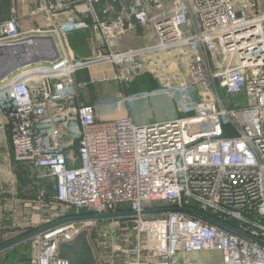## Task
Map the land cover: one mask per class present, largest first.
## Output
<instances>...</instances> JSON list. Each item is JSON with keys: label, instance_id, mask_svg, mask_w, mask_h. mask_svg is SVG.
Listing matches in <instances>:
<instances>
[{"label": "built area", "instance_id": "obj_1", "mask_svg": "<svg viewBox=\"0 0 264 264\" xmlns=\"http://www.w3.org/2000/svg\"><path fill=\"white\" fill-rule=\"evenodd\" d=\"M19 1H30L26 17L44 24L23 31L13 9L0 22V48L57 36L61 49L56 44L58 58L33 74L11 73L0 81V113L11 125L15 160L56 180L53 203L80 216L134 213L137 244L130 264H148L149 255L153 264H211L203 258L210 252L221 255L218 264H264L259 0H125L126 14L113 19L108 10L94 9L98 0ZM85 13L91 23L80 19ZM149 25L153 44L115 47L118 37ZM89 26L100 47L75 57L65 35ZM84 69H110L121 87L150 75L159 85L153 92L173 99L182 116L145 125L128 116L100 120L102 102L76 104L86 86L76 74ZM223 97L243 103L230 106ZM133 99L121 92L108 105L115 112ZM74 144L78 166L69 153ZM164 208L179 210L144 214ZM68 217L55 212L39 229ZM85 221L34 235L26 264H71L59 248L80 234Z\"/></svg>", "mask_w": 264, "mask_h": 264}, {"label": "rangeland", "instance_id": "obj_2", "mask_svg": "<svg viewBox=\"0 0 264 264\" xmlns=\"http://www.w3.org/2000/svg\"><path fill=\"white\" fill-rule=\"evenodd\" d=\"M27 3H29L28 8H22L27 6ZM27 3H22L19 0H0V22L7 19L13 9H16L18 14L21 11L20 15L26 17L33 7L30 1ZM94 9L99 12L108 10L107 18L110 19L126 14L125 0H98L94 4ZM256 11L264 12V0H259ZM251 12L253 13L254 11L252 10ZM70 16L75 18V15ZM80 19L91 23V17L87 13L83 14ZM29 24V26H23L22 30L25 31L32 29L34 26H41L44 22L41 18H36L33 24ZM143 31H145V37L141 35ZM76 32H80L83 35L84 41L71 39V35ZM92 32L95 31L92 26H89L83 30L69 31L65 37L75 51L76 49L79 50L80 46L83 47L81 48L82 50L80 49L81 54L79 55L86 57L91 55L92 48H97L101 44ZM146 32L152 33L154 40ZM154 35L152 26L138 27L136 31L128 32L124 36L115 39V47L125 50L144 47L156 41V36ZM141 37L144 39H141ZM55 40L61 49L57 36H55ZM141 41H144V44H141ZM18 74H21V71L13 75ZM81 75H84L82 81L86 83V86L78 92L76 97V102L79 105L102 102L100 107L102 111L111 110L114 104L108 105V102L117 99L122 89L126 88L129 95L134 97L129 103V109L135 124L145 125L154 120L162 122L182 116L179 111L180 106L173 99L153 92L158 90L159 85L156 86L150 78L140 77L145 80L143 83L141 79L138 82L139 78L135 77L130 84L121 87L114 80V75L110 69H94L90 71L84 69ZM167 97L170 98L169 103ZM223 98L230 106L243 103L242 101L238 103L236 98ZM170 113L171 115L169 116L168 114ZM74 145L76 146V144ZM73 158V163L76 165V155ZM24 163L29 164L28 162ZM28 166L31 165L29 164ZM39 175L40 173L33 169L31 189L35 202H33L30 210L24 211L22 209V211H16L15 209L12 214H0V227L7 226L6 228L10 230L7 233H4V230H0V246L39 229L45 225V222L55 212L65 214L67 217L79 215L71 208L53 203L54 187L51 183V177L44 176L42 178L44 180H41ZM40 194L43 197L42 201L37 200ZM115 214H120V212ZM85 223H81L83 228L80 234L70 242L71 245L62 244L59 248L60 255L66 257L71 264H130L133 261L135 256L132 255L131 250L136 247L137 241L130 216L90 219L86 220ZM32 239V237L26 238L14 246L1 251L0 264H26L33 254ZM122 251H127V253H121ZM203 258L211 264L221 262V255L216 252L204 253ZM145 261L148 264H153L154 259L149 255ZM139 263L143 264V261L140 260Z\"/></svg>", "mask_w": 264, "mask_h": 264}, {"label": "crops", "instance_id": "obj_3", "mask_svg": "<svg viewBox=\"0 0 264 264\" xmlns=\"http://www.w3.org/2000/svg\"><path fill=\"white\" fill-rule=\"evenodd\" d=\"M22 8H28V5L23 6ZM20 13L21 11H19V16H21L20 21H21L22 28H24L23 26H29L30 25L29 23L31 24L34 23L33 19H30L29 17H23L22 15H20ZM79 33L80 32L78 33L76 32L72 34L71 39H75L76 41H81V42L84 41L83 35ZM144 33L145 31L142 32L141 34L142 37L146 36V34ZM146 33L149 36L151 35L150 38L153 39L152 33L150 32H146ZM142 37L141 39H144ZM141 42H142L141 44H144V41H141ZM69 47L72 50L75 57H79V58L84 57V56L79 55L81 54L80 49L83 47L80 46L79 50L76 49V51L70 45ZM99 47L100 45L97 48ZM97 48H92V51L90 53L94 54ZM97 70H100V69H97ZM81 73L82 71L76 74V80L84 83V81H82V78H84V75H81ZM140 77L150 78L154 81L156 86L158 85L157 81L153 79L150 75L145 74V75L138 76L139 78L138 82L142 80L141 82L144 83L145 80L141 79ZM121 92H124L126 95H129L128 89L126 90V88H123ZM169 99L170 98H168V103H169ZM89 104H92V103H89ZM98 115H99L98 119L100 120H113V119H119V118L128 116L134 121L133 116L131 115V111L129 109V104L126 106V108L119 109L115 112L112 111V109L111 111L107 109L105 111H101ZM168 115L170 116L171 113ZM155 121L156 120L151 121V123H155ZM156 122H161V121H156ZM69 153L71 156L76 155V158H77V149L75 145H73L72 148H70ZM28 165L29 164L27 163L15 160L13 152H12V147H11V125L6 115L0 113V214L1 215L10 214V213L12 214L15 211V209L16 211H22V209L24 211L30 210V208L33 206L32 204L33 202H35V199L32 196L33 194H32V189H31L33 169L37 171L38 173H40L39 176L41 180H44L42 178H44L45 173L35 169L32 165L31 166H28ZM72 165L78 166L79 162L77 161L76 165L75 164H72ZM51 183L54 187V195H55L56 180L53 177H51ZM6 227L7 226H2L0 227V230L1 231L4 230V233L9 232L10 231L9 228H6ZM190 258H193V257H190Z\"/></svg>", "mask_w": 264, "mask_h": 264}, {"label": "water", "instance_id": "obj_4", "mask_svg": "<svg viewBox=\"0 0 264 264\" xmlns=\"http://www.w3.org/2000/svg\"><path fill=\"white\" fill-rule=\"evenodd\" d=\"M32 41V44L34 47H38L39 51L38 53H27V50L25 49L26 45L17 46L14 48H0V81L5 75H9L11 70L18 69L26 65L36 64L40 62L44 63H51L55 61L58 58V51L56 49V45L54 42V39L52 37H31L30 39ZM52 42V50H49V42ZM235 63H232L231 66H234ZM179 209H170V208H164V209H153L149 211H144V214H161L166 212H172V211H178ZM134 213H110V214H103V215H90V216H72L65 219H62L50 226L43 227L41 229H37L34 232L29 233L28 235L19 237L17 239H14L10 242H7L4 245L0 246V252L14 246L15 244L23 241L26 238L33 237L34 235L45 231L46 229L59 225L66 222H78V221H84V220H90V219H99V218H114V217H120V216H132ZM204 219L210 220L211 222H216L204 215H201Z\"/></svg>", "mask_w": 264, "mask_h": 264}, {"label": "bare ground", "instance_id": "obj_5", "mask_svg": "<svg viewBox=\"0 0 264 264\" xmlns=\"http://www.w3.org/2000/svg\"><path fill=\"white\" fill-rule=\"evenodd\" d=\"M56 41V40H55ZM54 41V42H55ZM48 42H49V40H48ZM58 45V43H57V41H56V43H55V45ZM26 45V47H25V49L27 50V53H30V52H32L33 51V53H38V51H39V49H38V47H34L33 45H31L30 43H28V44H25ZM57 45H56V49H58L57 48ZM52 48V42H49V50H52L51 49ZM98 49V48H97ZM96 49V50H97ZM96 53V52H95ZM94 53V54H95ZM93 54V55H94ZM46 66V63H44V62H40V63H36V64H31V65H26V66H23V67H21V68H18V69H13V70H11L10 72L11 73H16V72H18V71H21V73L23 74V73H26V74H33V72L34 71H37V69H39V68H42V67H45ZM10 73V74H11ZM8 75H5L1 80H4L6 77H7Z\"/></svg>", "mask_w": 264, "mask_h": 264}, {"label": "trees", "instance_id": "obj_6", "mask_svg": "<svg viewBox=\"0 0 264 264\" xmlns=\"http://www.w3.org/2000/svg\"><path fill=\"white\" fill-rule=\"evenodd\" d=\"M77 149V148H76ZM120 211H126V209L125 208H123V209H120ZM67 245H71L70 243H67ZM62 256V255H61ZM62 257H64V256H62ZM64 258H66V257H64ZM67 259V258H66Z\"/></svg>", "mask_w": 264, "mask_h": 264}]
</instances>
